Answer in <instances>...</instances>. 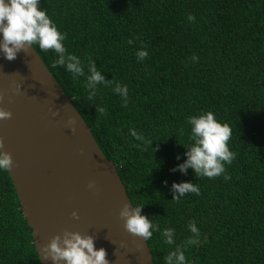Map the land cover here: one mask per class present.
<instances>
[{"label":"trees","instance_id":"obj_1","mask_svg":"<svg viewBox=\"0 0 264 264\" xmlns=\"http://www.w3.org/2000/svg\"><path fill=\"white\" fill-rule=\"evenodd\" d=\"M40 7L67 34L69 53L128 86L126 108L111 86H98L89 100L84 77L53 68L56 53L34 46L117 165L132 203L161 230L175 228L177 244L196 222L201 245L186 249L189 264H264V0H40ZM208 110L232 129L228 181L173 171L187 159V118ZM130 129L152 147H133L141 142ZM174 182L197 183L201 194L172 201ZM32 232L10 173L0 170V264H41ZM163 241L155 231L148 240L155 264L174 247Z\"/></svg>","mask_w":264,"mask_h":264},{"label":"water","instance_id":"obj_2","mask_svg":"<svg viewBox=\"0 0 264 264\" xmlns=\"http://www.w3.org/2000/svg\"><path fill=\"white\" fill-rule=\"evenodd\" d=\"M13 82L21 84L19 94L11 90ZM0 92V107L12 113L0 120L2 151L11 153L9 173L39 255L41 245L69 230L93 236L95 247L107 251L109 264H155L148 241L129 234L119 217L132 200L117 165L34 46L12 61L0 51ZM70 118L76 121L74 133ZM90 182H95L92 189Z\"/></svg>","mask_w":264,"mask_h":264},{"label":"clouds","instance_id":"obj_3","mask_svg":"<svg viewBox=\"0 0 264 264\" xmlns=\"http://www.w3.org/2000/svg\"><path fill=\"white\" fill-rule=\"evenodd\" d=\"M188 20L194 22L195 17L189 14ZM0 34H2L0 51L3 52L7 60H14L17 53L20 51L27 53L33 46H38L45 53L54 51L57 58L53 61L52 67H64L67 72L72 74L74 81L84 77V87L88 90L89 100H92L96 95L98 86H111L113 92L122 98L121 107H127L128 86L119 83L115 77L112 80H106L97 68L96 62L90 58L85 65L77 55L69 53L64 44L67 34L61 32L57 24L49 17L47 10L40 7V0H0ZM127 43L131 45L133 40L129 39ZM146 48L147 45H141V49L136 52L138 61L143 62L147 58ZM191 59L195 62L199 60V57L193 54ZM86 67L87 72L85 71ZM11 90L14 94H19L21 84L13 82ZM3 100L4 93L0 92V102ZM95 108L96 114L99 116L107 115L105 107L95 105ZM53 115H59V112H53ZM11 116L10 111L0 107V120L11 119ZM75 123L74 118H70L67 122L73 133L76 130ZM186 123L190 126V135L188 136L190 143L187 146L181 145L187 149L185 153L187 159L177 165L173 171L179 170L186 174L187 169L191 168L199 178L214 179L223 175L225 181L230 180L231 176L227 173L225 165L233 163L236 153L229 147L232 137V129L229 124L217 120L215 114L210 110L190 115ZM180 134H185L183 129L180 130ZM130 135L141 142L134 144L133 147H141V144L145 148L152 147L153 141L146 139L135 129H130ZM4 147V139L0 137V170L10 172L13 159L11 153L2 151ZM88 187L94 188L95 182H90ZM172 193V201L179 202L181 197L188 193L199 196L201 190L197 183L174 182ZM143 207L144 205H134L133 203L123 205L119 217L124 221L125 230L144 241L150 240L154 231L160 233L165 244L174 246L164 257L165 264H189L185 255L186 249L189 246L201 245L202 234L196 222L192 220L187 225L192 235L177 244L175 228L166 227L161 230L159 224H154L148 216L142 214ZM71 215L74 219H79L77 212L73 211ZM204 243H207L206 237ZM39 252L42 253L39 258L51 260L52 264H61V262L64 264H109L107 251L103 247L97 249L94 237L87 233L81 234L64 230L61 234L54 235L47 244L41 245Z\"/></svg>","mask_w":264,"mask_h":264}]
</instances>
